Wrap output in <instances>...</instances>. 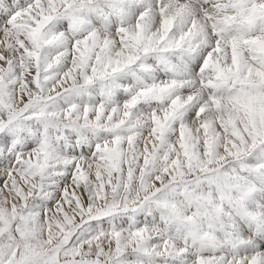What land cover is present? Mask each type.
<instances>
[{"label": "clouds", "instance_id": "clouds-1", "mask_svg": "<svg viewBox=\"0 0 264 264\" xmlns=\"http://www.w3.org/2000/svg\"><path fill=\"white\" fill-rule=\"evenodd\" d=\"M0 264H264V0H0Z\"/></svg>", "mask_w": 264, "mask_h": 264}]
</instances>
